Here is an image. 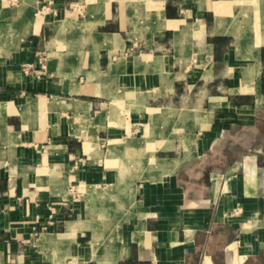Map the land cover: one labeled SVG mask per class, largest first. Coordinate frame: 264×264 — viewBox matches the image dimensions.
I'll list each match as a JSON object with an SVG mask.
<instances>
[{
  "label": "crops",
  "instance_id": "1",
  "mask_svg": "<svg viewBox=\"0 0 264 264\" xmlns=\"http://www.w3.org/2000/svg\"><path fill=\"white\" fill-rule=\"evenodd\" d=\"M0 264H264V0H0Z\"/></svg>",
  "mask_w": 264,
  "mask_h": 264
},
{
  "label": "built area",
  "instance_id": "2",
  "mask_svg": "<svg viewBox=\"0 0 264 264\" xmlns=\"http://www.w3.org/2000/svg\"><path fill=\"white\" fill-rule=\"evenodd\" d=\"M49 8V5H44L43 9L47 10ZM24 74L27 75H34L36 78H43L44 74L47 71V64H46V58H42L39 62V64L33 63V62H26L23 67ZM50 214L49 216L54 215L56 212L54 206H49Z\"/></svg>",
  "mask_w": 264,
  "mask_h": 264
}]
</instances>
